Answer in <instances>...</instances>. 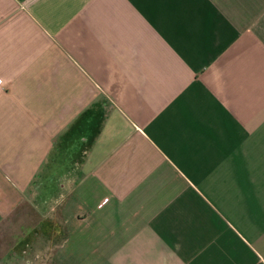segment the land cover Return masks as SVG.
Listing matches in <instances>:
<instances>
[{"label": "crops", "instance_id": "0c3cea01", "mask_svg": "<svg viewBox=\"0 0 264 264\" xmlns=\"http://www.w3.org/2000/svg\"><path fill=\"white\" fill-rule=\"evenodd\" d=\"M24 204L0 264H264V0H0Z\"/></svg>", "mask_w": 264, "mask_h": 264}, {"label": "rangeland", "instance_id": "374dc122", "mask_svg": "<svg viewBox=\"0 0 264 264\" xmlns=\"http://www.w3.org/2000/svg\"><path fill=\"white\" fill-rule=\"evenodd\" d=\"M21 210L24 211L22 215H19V217L15 219L14 218L9 219V224H10L11 229L6 231V234L4 237L5 244L0 243L1 249L5 247L6 242L8 243L13 242V235L18 236L20 234V231L23 230L22 227H25V225L28 226L30 223H35V220H33L35 216H33V214L37 212H36V208H34V204H30L28 206L24 204Z\"/></svg>", "mask_w": 264, "mask_h": 264}]
</instances>
